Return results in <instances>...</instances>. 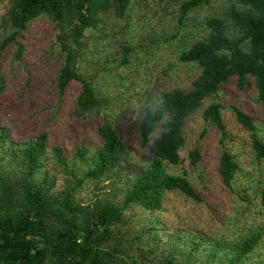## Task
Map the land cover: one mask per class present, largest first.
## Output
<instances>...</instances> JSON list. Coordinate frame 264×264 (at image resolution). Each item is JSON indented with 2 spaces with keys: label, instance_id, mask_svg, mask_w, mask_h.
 <instances>
[{
  "label": "rangeland",
  "instance_id": "rangeland-1",
  "mask_svg": "<svg viewBox=\"0 0 264 264\" xmlns=\"http://www.w3.org/2000/svg\"><path fill=\"white\" fill-rule=\"evenodd\" d=\"M137 1L132 0V9L123 19L105 17V25L85 31L78 72L92 82L102 99L99 113L85 119L73 115L80 82L73 81L62 95L58 93L56 77L63 61L58 54V29L50 20L37 19L23 31L19 41L24 55L20 62L14 57L13 44L0 61V75L6 82L0 92V126L8 130L10 140L18 147L42 132L49 136L44 170L54 177L55 191L64 189L67 182L75 184V180L58 166L52 146L64 148L77 177L83 178L87 168L75 157V151L99 147V126L112 123L125 142L124 161L111 179L97 188L87 182L76 195L82 203L99 198L121 204L127 186L151 161L149 147L140 145L133 115L135 101L153 93L190 90L198 69L180 63L178 57L205 34V21L220 14L231 0H211L182 21V0H143L139 6ZM7 5V1H0V17L5 15ZM125 43L130 50L127 63L121 65L120 45ZM212 103L222 106L226 139L203 120L204 109ZM236 109L251 117L264 142V106L257 100L256 89L252 85L239 89L233 78L186 122L179 165L164 166L166 173L185 177L202 202L170 193L165 195L159 212L135 206L124 212L136 229H154L150 257L166 256L179 264H228L244 238L259 234L257 247L242 264H264V162L256 161L249 133L235 117ZM223 148L239 166L230 187L223 185L218 174ZM194 149H198L200 160L191 164L189 154Z\"/></svg>",
  "mask_w": 264,
  "mask_h": 264
},
{
  "label": "trees",
  "instance_id": "trees-1",
  "mask_svg": "<svg viewBox=\"0 0 264 264\" xmlns=\"http://www.w3.org/2000/svg\"><path fill=\"white\" fill-rule=\"evenodd\" d=\"M3 1V0H0ZM6 12L0 17V61L13 44L14 57L20 62L24 46L19 39L33 21L45 18L58 29L59 58L63 64L56 77V89L62 95L73 81L81 83L73 115L85 119L99 113L102 99L92 82L78 72L83 58L85 31L105 25V17L123 19L132 9V0H4ZM143 0L137 1L138 6ZM174 2L175 0H170ZM211 0H182V21ZM103 22V23H102ZM204 35L184 49L180 63L193 64L197 77L188 91L164 92L174 109L173 131L153 145L147 129L138 126L140 145L148 146L151 161L127 186L120 205L109 199L95 198L82 203L76 198L90 182L94 188L114 175L127 154L125 142L113 124L97 128L100 145L93 151L76 148L75 157L87 168L78 178L73 163L62 146L50 148L59 167L75 184L67 182L55 191V179L44 170L49 136L42 132L22 146H14L9 132L0 126V264H179L170 257H150L154 229H136L124 215L131 206L149 212L163 208L164 197L178 193L194 202L200 194L183 176L166 173L164 166H177L185 146L186 122L215 97L231 79L236 86H254L257 100L264 106V0H231L218 15L205 21ZM121 65L127 63L130 48L120 45ZM6 82L0 75V92ZM222 106L212 103L203 111V120L226 139ZM235 117L249 133L256 161L264 162V142L249 115L235 110ZM222 142V141H220ZM191 164L200 160L198 149L189 154ZM239 169L229 150L223 148L218 160V174L224 186L230 187ZM260 241V235L244 238L228 264H242Z\"/></svg>",
  "mask_w": 264,
  "mask_h": 264
},
{
  "label": "clouds",
  "instance_id": "clouds-1",
  "mask_svg": "<svg viewBox=\"0 0 264 264\" xmlns=\"http://www.w3.org/2000/svg\"><path fill=\"white\" fill-rule=\"evenodd\" d=\"M133 115L137 126L147 129V137L153 145L173 131L174 109L162 94L153 93L136 100Z\"/></svg>",
  "mask_w": 264,
  "mask_h": 264
}]
</instances>
